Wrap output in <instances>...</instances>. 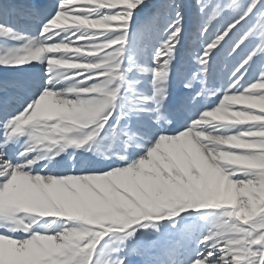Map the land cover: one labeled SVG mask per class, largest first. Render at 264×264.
<instances>
[{
    "label": "snow or ice",
    "instance_id": "snow-or-ice-1",
    "mask_svg": "<svg viewBox=\"0 0 264 264\" xmlns=\"http://www.w3.org/2000/svg\"><path fill=\"white\" fill-rule=\"evenodd\" d=\"M0 264H264V0H0Z\"/></svg>",
    "mask_w": 264,
    "mask_h": 264
}]
</instances>
